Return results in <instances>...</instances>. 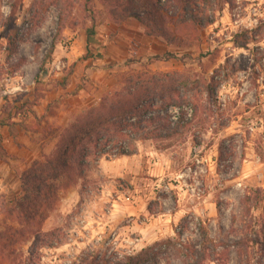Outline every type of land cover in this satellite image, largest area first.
I'll return each instance as SVG.
<instances>
[{
  "label": "rangeland",
  "instance_id": "rangeland-1",
  "mask_svg": "<svg viewBox=\"0 0 264 264\" xmlns=\"http://www.w3.org/2000/svg\"><path fill=\"white\" fill-rule=\"evenodd\" d=\"M197 1L215 23L170 46L133 18L118 25L100 0H0V115L23 104L32 113L48 90L45 64L67 65L80 52L87 69L105 72L98 83L85 69L81 86L97 98L87 108L141 78L170 84L188 97L182 112L197 110L174 137L138 141L134 155L103 148L108 155L98 165L91 159L84 180L74 176L37 240L17 246L15 264H125L138 256L136 264H196L200 254L204 264H247V244L262 242L264 224V0ZM136 6L142 18L152 11L141 0ZM6 31L18 42L10 60L1 48ZM18 74L29 91L14 93ZM215 75L218 93L209 98L205 84ZM20 191L0 197V232L17 227L4 207ZM251 252L264 264L261 246Z\"/></svg>",
  "mask_w": 264,
  "mask_h": 264
},
{
  "label": "trees",
  "instance_id": "trees-1",
  "mask_svg": "<svg viewBox=\"0 0 264 264\" xmlns=\"http://www.w3.org/2000/svg\"><path fill=\"white\" fill-rule=\"evenodd\" d=\"M100 1L118 25L133 18L148 35L162 37L170 46L184 44L215 23L197 0H141L152 9L144 14V18L136 12L137 0ZM4 38L7 46L2 45L1 48L10 60L17 53V37L6 31ZM168 57H173V54L168 53ZM22 67L23 62L15 65L11 75ZM216 77H209L206 81L204 90L209 98L218 93L220 83ZM187 98L179 95L170 84L158 88L153 82L132 78L125 81L121 90L107 92L98 106L87 108L70 121L58 135L53 152L43 155L20 175L21 195L4 207L10 219L17 222V227L7 224L0 232V264H15L18 260L17 246L31 237L37 240L48 213L56 207L61 193L74 182V176L84 180L86 169L91 167V159L98 165L100 159L108 155L109 152H104L103 148L113 144L122 150L118 156L134 155L138 141L157 140L162 136L172 138L183 122L189 124L195 120L197 110L192 114L181 110V102H188ZM9 99L8 96L2 97L5 102ZM26 108L25 104L15 107V114L13 110L3 109L0 127L13 126L14 118H26L30 111ZM126 140L129 142L124 143ZM2 142L0 136V159H6ZM248 203L250 198H246ZM262 235L261 243L250 241L247 244L245 263L263 264L256 261L251 252L258 246L264 252V224ZM30 255L32 257L33 252ZM140 257L130 258L125 264L142 263ZM204 261L205 256H197L196 264H204Z\"/></svg>",
  "mask_w": 264,
  "mask_h": 264
},
{
  "label": "crops",
  "instance_id": "crops-1",
  "mask_svg": "<svg viewBox=\"0 0 264 264\" xmlns=\"http://www.w3.org/2000/svg\"><path fill=\"white\" fill-rule=\"evenodd\" d=\"M133 33L135 32L130 31V34ZM76 55L68 54L70 60L67 65L64 64L68 68L74 67L73 73L57 72L53 64L60 60L45 64V67L50 68L49 74L45 77L48 81L46 86L48 90L42 92L44 96L40 99V105H36L33 112L26 118H14L13 126L0 127V136L3 138L2 147L7 154L6 159H0V197L18 194L20 175L34 162L41 160L43 155H50L53 152L58 140L57 134L67 125L70 118L80 114L92 103L97 105V98L90 97L81 86V78L86 69V73H92L99 83L98 72L100 74L105 72L87 69L90 64L79 60L82 52ZM14 79H20L17 81V86L14 87L13 84L14 93L29 91L23 86L26 79L22 75L18 74ZM14 79H11V82ZM54 102H58L57 114L50 115L49 107Z\"/></svg>",
  "mask_w": 264,
  "mask_h": 264
},
{
  "label": "built area",
  "instance_id": "built-area-1",
  "mask_svg": "<svg viewBox=\"0 0 264 264\" xmlns=\"http://www.w3.org/2000/svg\"><path fill=\"white\" fill-rule=\"evenodd\" d=\"M53 67L57 72H61L65 68V65L62 61H57V62H54Z\"/></svg>",
  "mask_w": 264,
  "mask_h": 264
}]
</instances>
